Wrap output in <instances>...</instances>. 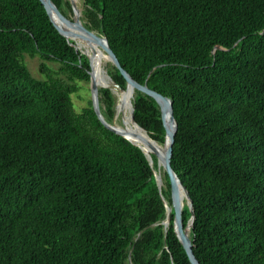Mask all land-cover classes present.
<instances>
[{
	"label": "trees",
	"instance_id": "1",
	"mask_svg": "<svg viewBox=\"0 0 264 264\" xmlns=\"http://www.w3.org/2000/svg\"><path fill=\"white\" fill-rule=\"evenodd\" d=\"M53 1L72 14L70 0ZM83 17L171 105V164L193 201L199 262L264 264V0H85ZM64 28L41 0H0V264H192L174 210L163 222L171 185L164 172L158 188L157 156L153 167L105 126L92 99L76 110L90 61ZM99 91L111 122L116 96ZM133 101L165 143L164 108L141 89ZM191 215L185 203L184 229Z\"/></svg>",
	"mask_w": 264,
	"mask_h": 264
},
{
	"label": "water",
	"instance_id": "2",
	"mask_svg": "<svg viewBox=\"0 0 264 264\" xmlns=\"http://www.w3.org/2000/svg\"><path fill=\"white\" fill-rule=\"evenodd\" d=\"M42 3L44 4L45 8L47 9V11L49 12V14L56 19L57 21H60L64 26H66V28H64V31L66 33L67 37L72 38V40L75 42V38L76 36L73 34H70V32H68L67 27L68 26H73L76 29H78L82 35H84L85 37H87L89 40H93L97 43L102 44V46L105 48L109 58L111 59V62L118 67L121 72L125 75L126 77V87H123L121 84H119L112 76L111 74L108 72V76L111 78L112 80V85H102L99 86L98 82L96 81L95 75L93 73V64L91 62V58L83 51H81L82 53H84L90 61V90H91V97H92V103L93 106L95 108V111L99 117V119L102 121V123L107 126L109 129L115 131L116 133L128 138L129 140H131L134 144H136L137 146H139L144 153L147 156V159L149 160L150 164L154 167V160H153V156L152 154H155L157 156V163H158V167L159 165L162 163L163 167H164V172L168 175L169 177V181H170V185H171V198H172V204L171 206H168L166 198L164 197V195H162L163 200L165 201V205H166V211H167V215L165 220H163L165 226H168L170 221H171V217H172V213L174 210V215H175V220H174V225H175V229L176 232L182 242V244L184 245L190 260L192 262V264H201L199 262V260L197 259L193 248H192V239L190 236V228L192 227L194 220H195V210L193 207V201L189 195V191L186 188V186L183 184V182L181 181V179L179 178V176L177 175V173L175 172L174 168L172 167L171 164V155H172V151H173V142H174V138H175V133H176V124H175V118L173 116L172 113V108L170 104H167L163 98L152 88H150L148 86L147 83L145 84H141L139 83L137 80H135L130 73L121 65L116 53L113 51V49L111 48V46L108 43L107 37L104 36L105 41L102 39L101 36H99L98 34H96L95 31L91 30L83 21H82V14H83V9H79L75 2L73 0H70L71 2V6H72V16H67L66 14H64L60 8L58 7V5L53 1V0H41ZM85 2V0H84ZM76 47L78 49H80L77 44ZM219 46H216L215 48H218ZM100 87H108L111 89V91L116 95L118 93V91L123 92V93H127V91L131 88L134 92L136 89H141L144 92H146L147 94L153 96L159 103L160 105L164 108V110L167 112L168 114V122H169V129L166 133V150L164 151V153H161L160 150L158 148H156L154 146V144L151 142H156V143H160L159 141H157L156 139H154L148 132V130L146 128H144L142 125H140L137 120L135 119L134 116V94L131 96H127V102H128V110H129V114L130 117L132 119V121L139 126L141 129L145 130V132L147 133V135L149 136V138L151 139V141L149 142V147L151 148L152 152L149 153L147 150H145L139 143H137L136 141H134L132 139V137H130L129 133H127L126 131H124L123 128H120L118 126V124L115 122L116 119V113L115 116L113 117L112 121H108L102 110H101V104H100ZM162 144V143H160ZM154 173H155V179L158 185V188L161 190V185H160V176L156 173V168H154ZM177 183L181 184L183 190H184V195L186 197V203L189 206L192 215L191 218L189 220V223L187 225V227L184 229L181 220H182V212H183V207L184 205H182V203L180 202L179 196H178V187H177ZM131 253V252H130Z\"/></svg>",
	"mask_w": 264,
	"mask_h": 264
},
{
	"label": "bare ground",
	"instance_id": "3",
	"mask_svg": "<svg viewBox=\"0 0 264 264\" xmlns=\"http://www.w3.org/2000/svg\"><path fill=\"white\" fill-rule=\"evenodd\" d=\"M73 1L75 2L76 6L79 9H82L84 0H73ZM68 29L73 35L76 36L75 41L78 44L79 48L82 49V51L85 52L91 58V62L93 64V73L95 77L100 78L103 82V85L104 84L112 85V80L108 76V70L106 68L107 62L111 59L109 58L102 44L97 43L93 40H89L87 37L82 35V33L78 29H76L73 26H68ZM117 94L119 97V103L117 105V109L118 111H124V119H122L123 125L118 124V126L120 128H123L124 131H126L127 133H129L130 137H132L134 141L139 143L145 150L147 151L148 149L151 150V148L148 145L149 144L148 141H151V139L149 138L145 130L141 129L139 126H137L132 121L130 114L127 112V108L129 107L128 102H127V96H129L128 91L126 94L118 91ZM151 142L154 144L156 148L160 150L161 153H164L167 147L166 146L167 142L162 143V144L156 143L153 141ZM161 168H162V163L159 165L158 168H156V173L160 176V185H161V188L163 189L165 187V183L163 180L164 179L163 171ZM177 187H178V196H179L180 202L182 203V205H184L185 198H186L184 195V190L181 184L179 183H177ZM166 201H167L168 206H171L169 201L168 200Z\"/></svg>",
	"mask_w": 264,
	"mask_h": 264
},
{
	"label": "rangeland",
	"instance_id": "4",
	"mask_svg": "<svg viewBox=\"0 0 264 264\" xmlns=\"http://www.w3.org/2000/svg\"><path fill=\"white\" fill-rule=\"evenodd\" d=\"M84 8V3L82 6V9ZM71 15V12L68 11V15ZM82 21L84 23H86V19L83 17L82 14ZM90 28V27H89ZM91 30L95 31L96 34H98L99 36L102 37V39L105 41V38L103 36V34L101 32H99L97 29L94 28H90ZM82 51V49H80ZM42 59L37 55V56H30L29 54H25L24 55V62L28 65V67L30 68V70L32 71V73L40 78H44V74L43 72L40 70V64H41ZM49 65L53 68V69H58L59 64L56 62H49ZM114 66V64L111 62V60H109L106 64V68L107 70L111 69ZM96 78V77H95ZM96 81L98 82L99 86L103 85V82L100 78H96ZM79 89L77 92H75L73 94V101L75 104V108L76 110H81L84 106H86L89 102V99H92L91 97V90H90V81H76ZM135 92L130 88L128 90V95L131 96V94L133 95ZM116 96V105H115V113H116V119L115 122L117 124H121L123 125V120L124 119V111H118L117 109V105L119 103V97L118 94L115 95ZM132 97V96H131ZM127 112L129 113V110L127 108ZM162 171H163V178H164V167L162 165ZM165 186H166V180L165 178L163 179ZM185 203H186V198H185Z\"/></svg>",
	"mask_w": 264,
	"mask_h": 264
}]
</instances>
